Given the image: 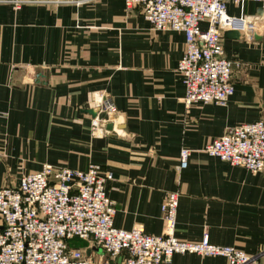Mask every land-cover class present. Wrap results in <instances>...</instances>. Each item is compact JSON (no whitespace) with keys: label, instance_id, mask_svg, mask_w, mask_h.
I'll return each mask as SVG.
<instances>
[{"label":"crops","instance_id":"crops-1","mask_svg":"<svg viewBox=\"0 0 264 264\" xmlns=\"http://www.w3.org/2000/svg\"><path fill=\"white\" fill-rule=\"evenodd\" d=\"M227 10L260 17V32L251 41L223 35L225 56L241 63L228 105L186 108L176 71L185 36L155 29L140 7L126 10L125 0H37L14 8L0 0V186H18L45 163L80 170L97 163L109 174L117 227L164 233L162 202L177 191L179 239L198 242L207 234L211 243L264 264V171L252 173L204 151L230 127L264 119V8L230 1ZM97 91L122 114L116 134H92ZM183 148L191 150L184 169ZM71 243L100 264L101 248ZM171 264L228 261L175 254Z\"/></svg>","mask_w":264,"mask_h":264},{"label":"built area","instance_id":"built-area-1","mask_svg":"<svg viewBox=\"0 0 264 264\" xmlns=\"http://www.w3.org/2000/svg\"><path fill=\"white\" fill-rule=\"evenodd\" d=\"M36 1L5 0L14 8ZM53 1L80 5L89 0ZM230 1L237 6L255 1L264 8V0H125L126 10L140 7L155 29L184 34L185 49L176 71L185 87L186 108L201 103L227 106L235 91L232 74L241 63L225 56L223 35L237 31L251 41L262 20L250 14H229ZM92 108L96 111L92 134H116L122 114L112 98L97 91ZM204 151L252 173L264 171V119L230 127ZM190 154L187 148L181 150L180 168H187ZM109 179L97 163L86 170L45 163L40 170L24 174L18 186H0V264H96L84 249L71 243L76 239L102 249L105 258L100 264H171L175 254L222 256L228 264H263L241 249L211 243L207 234L198 242L179 239L175 234L177 191L167 192L162 202L164 233L117 227V204L107 191Z\"/></svg>","mask_w":264,"mask_h":264},{"label":"water","instance_id":"water-1","mask_svg":"<svg viewBox=\"0 0 264 264\" xmlns=\"http://www.w3.org/2000/svg\"><path fill=\"white\" fill-rule=\"evenodd\" d=\"M259 32H256L255 36L258 35ZM225 34L228 35V36H231L233 38H239L240 37V34L237 31H230V30H228V31L225 32ZM90 113L93 115V117L96 116V112L94 110H90ZM107 128L108 129H112V124H108L107 125Z\"/></svg>","mask_w":264,"mask_h":264},{"label":"rangeland","instance_id":"rangeland-1","mask_svg":"<svg viewBox=\"0 0 264 264\" xmlns=\"http://www.w3.org/2000/svg\"><path fill=\"white\" fill-rule=\"evenodd\" d=\"M179 196H180V195H179ZM177 212H178V210H177ZM163 220H164V219H163ZM103 258H105V255H104V254H103V257L100 258V260L102 261ZM101 261H100V262H101Z\"/></svg>","mask_w":264,"mask_h":264}]
</instances>
